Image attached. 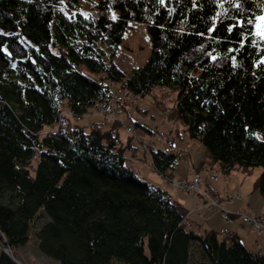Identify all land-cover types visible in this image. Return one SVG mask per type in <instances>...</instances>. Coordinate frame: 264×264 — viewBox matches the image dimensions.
<instances>
[{"label":"trees","instance_id":"16d2710c","mask_svg":"<svg viewBox=\"0 0 264 264\" xmlns=\"http://www.w3.org/2000/svg\"><path fill=\"white\" fill-rule=\"evenodd\" d=\"M80 7L81 0H0L6 245H24L46 216L37 247L58 264H264V254L233 233L191 229L168 191L127 163L130 145L116 128L71 120L101 103L115 112L106 103L111 85L134 99L156 87L173 91L175 117L202 145L206 171L258 167L253 189L264 200V38L255 32L264 0H97V15ZM133 21L146 24L150 54L128 77L113 58ZM131 122H121L126 132L146 129ZM149 155L153 170L171 178L176 154L151 147ZM0 264L14 262L0 253Z\"/></svg>","mask_w":264,"mask_h":264},{"label":"rangeland","instance_id":"374dc122","mask_svg":"<svg viewBox=\"0 0 264 264\" xmlns=\"http://www.w3.org/2000/svg\"><path fill=\"white\" fill-rule=\"evenodd\" d=\"M96 2L97 0H81L80 11L91 13L92 15H97L98 13L94 8ZM108 14L113 17L115 15V12ZM261 16L264 15H260L257 18L255 24V32L257 34L260 31L259 26L262 23V21L260 20ZM149 54L150 43L146 24L136 21L130 22L128 30L125 33L124 40L119 45L115 53L113 62L129 77L132 75L134 70L141 67L146 62ZM80 68L85 75L91 77L92 79L99 80L100 76L102 75L89 71L85 66H81ZM110 88L114 98H110V100L106 101V103L111 104L112 107L115 108V112H109L105 115L104 110H110V107L106 105L104 106L103 112L101 113H99V111H97V108H95L94 110L89 112L88 117H83L79 120H77L76 118L75 120H71L73 121V124H77L80 126H87L90 123H94V120H96L97 123L104 122V125H102L104 128L107 127V129H117V134L121 143L125 144L128 137L132 139V141L134 140L133 145L136 148H133V151L126 149L124 155L127 163L133 167V169L137 172L139 178L151 182L153 181V178L150 177L151 174L157 175L155 172H153V168L149 165V153L151 147L170 149L174 154H181L182 149H184L188 144L185 141H189L192 143V149L194 148V146H196V144L197 146H202L198 141L189 139L188 133L184 129L183 125L180 124L179 121H177L175 117V94L173 91L156 87L151 93L146 94L144 97H138L134 99L124 94L123 91L119 89L118 85H111ZM115 98H118L117 100L118 102L120 101V104H125L123 105L122 109H120V105H117L118 103H116V101L114 100ZM119 98L121 100H119ZM116 106L119 110L116 108ZM63 110L65 109L63 108ZM93 115L103 116L105 120L110 123L100 118L99 120L95 119L96 117L92 118L91 116ZM117 117L118 120H115ZM131 121H138L140 124L144 125L146 129L152 132H146L143 128L136 125L132 127V132H125L124 127L127 124L132 123ZM121 122H124L125 126ZM54 129L56 130V126L44 128L40 133V137ZM152 136L154 137V139H151ZM182 139L184 140V142ZM201 148L203 147H200V149ZM144 155L148 157V162L143 161L142 158ZM141 159L142 161H138ZM203 160L204 162H206V158H204ZM134 161L136 162L134 163ZM137 163H140L139 166L137 165ZM200 168L201 171L207 170L206 164H201ZM180 171L182 173L186 171L185 165L182 164L180 166ZM259 173L260 168L258 167L254 168L249 173H245L240 169H235L228 176H224L219 173L217 168L213 169L212 173L208 172V174L217 175L216 180H212L210 183L214 185V189L218 191V193L223 196L226 201L231 202L232 200H235L234 202H240V204L245 205V207L237 208L233 211L226 208L224 209L220 203V200L217 199L216 196H213L209 194L207 190H204L203 194L205 198L203 203L201 204V208L205 212L213 214L218 212L220 214L222 222L226 225L224 228H227L229 230V226L234 223L235 219L240 220V214H242L243 216L244 214H247L249 212L253 215L259 213V215H261L262 217L261 223L264 224V200L260 196V194L253 189L254 181L256 180V177ZM208 174H206V176ZM174 181L171 178L167 179V182L171 186H174L177 190H180L181 192H184L186 194L197 196L202 191L201 188L198 189L197 193L185 191L181 189L180 186ZM191 205L189 207H191ZM223 213L232 215L233 217L231 218L233 219L230 222L224 220L221 216V214ZM253 215L251 216L253 217ZM46 221L47 217L44 216L37 222H34V225L29 233V239L22 246L10 248L6 245L3 237L0 235V253L5 254L9 259L11 258L10 260H12L14 264H58L56 260L41 253V251L37 247L36 232L39 227ZM245 226L248 227V225L246 224ZM191 229L195 230L194 228ZM244 229L245 230H242V233L248 231L245 227ZM217 231L221 233L222 229L219 228V230ZM248 232H251L250 234L253 239V246H249L247 248L250 251H256L259 249L258 245H262L261 252L264 254V237L260 236L257 232L251 229ZM261 241L262 243H260ZM5 249H8L9 253L3 252V250L6 251Z\"/></svg>","mask_w":264,"mask_h":264},{"label":"crops","instance_id":"0c3cea01","mask_svg":"<svg viewBox=\"0 0 264 264\" xmlns=\"http://www.w3.org/2000/svg\"><path fill=\"white\" fill-rule=\"evenodd\" d=\"M119 100H121V99L119 98ZM119 104H120V101H119ZM116 108H117V106H116ZM115 116H117V115H115ZM91 117L92 118L96 117L95 119H97V120H99V118L102 120H105V118L103 116H100V115H93ZM115 120H118V117ZM94 121L96 122V120H94ZM106 122H108V121H106ZM108 123H110V122H108ZM144 130L146 132H149V133L152 132V131H149L148 129H144ZM125 132H126V130H125ZM151 139H154V137L152 136ZM133 141H132V139H130L128 137L126 143L125 144L122 143V144L126 145L128 142V144L130 145L128 150L133 151V148L134 149L136 148L133 145ZM183 142H184V140H183ZM185 142L188 144L186 145V147L184 149H182V153L181 154L175 153L177 156V160H176L177 163L175 165V168L172 170L170 177L173 181L174 180H180V179L181 180H189L194 175V173H199V171H200L201 177H202V180L200 183V188L202 190L201 193L197 196H192L190 194H186L184 192H181L180 190H177L174 186H171L167 182V179L162 178L154 170H153V172H155L158 176L151 174L150 177L153 178V181H151V182L153 184L159 185L162 188H164L165 190H167L169 195L173 199H175V201H177L180 204L182 210L184 211L185 215L187 216L186 223L188 225H190L191 228H194L198 232H201L203 229H206V228L214 229L215 231L219 230V228L223 229L226 225L222 222V220L220 218V214L218 212L213 214V213L205 212L201 208V204L203 203L204 198H205L204 194H203L204 190H206L208 188L212 192H214L215 196L217 197V199L220 200V203L224 209L226 208L228 210L233 211L237 208H244L245 205L240 204V202H234L235 200H232L231 202L226 201V199H224V197L221 196L218 193V191H216L214 189V185L210 183L211 180H209L207 178L206 172L200 170L201 169L200 165L205 164V162L203 160L205 158L204 149L203 148L200 149V147H202V146H197V144L192 149L191 148L192 143L189 141H185ZM142 159L144 162H148L147 161L148 157L146 155H144ZM142 159L138 160V161H142ZM149 159H150V157H149ZM136 161H134V163ZM201 161H202V163H201ZM139 164L140 163H137L138 166H139ZM182 164L185 165V167H186V171H184L183 173L180 171V166ZM149 165L151 166V164H149ZM134 167H137V166H134ZM168 179H170V178H168ZM190 205H191V207H189ZM244 227L248 231H250L249 227L242 224L240 222V220L235 219L234 223L229 226L230 233H233L237 237V239L240 242H242L246 247L253 246V243H252L253 239H252V236L250 234L251 232L245 231L244 233H242V230H245ZM260 243H262V241ZM261 246L262 245H258V248L260 251H261Z\"/></svg>","mask_w":264,"mask_h":264},{"label":"built area","instance_id":"2783aa9c","mask_svg":"<svg viewBox=\"0 0 264 264\" xmlns=\"http://www.w3.org/2000/svg\"><path fill=\"white\" fill-rule=\"evenodd\" d=\"M104 106H106V105L104 103H101L99 105V107H97V111H99V113L103 112ZM109 112H112L111 108H110V110H104V113L108 114ZM133 126L134 125L127 127V131L132 132ZM216 178H217L216 174H208L209 180H216ZM201 180H202L201 174L200 173H194L192 178H190L189 180H181L180 179V180H176L174 182L177 183L180 186V188L185 190V191L197 193L198 189L200 188ZM244 215H243L244 217L242 216V214L239 215L241 223H243L244 225L245 224L248 225V227L251 230L257 232L260 236L264 237V224L261 223L262 222L261 219L256 214L253 215L250 212L247 214H244ZM251 215H253V217ZM221 216L224 220L229 221V222L233 219V218H231L233 216L230 214H227V213H223V214H221ZM223 232L225 234L226 233L228 234V233H230V230L227 228H223Z\"/></svg>","mask_w":264,"mask_h":264},{"label":"snow or ice","instance_id":"6c2138e0","mask_svg":"<svg viewBox=\"0 0 264 264\" xmlns=\"http://www.w3.org/2000/svg\"><path fill=\"white\" fill-rule=\"evenodd\" d=\"M260 20L262 21L261 25L259 26L260 27V31L258 32V35L261 37V38H264V16H261L260 17Z\"/></svg>","mask_w":264,"mask_h":264},{"label":"bare ground","instance_id":"6f19581e","mask_svg":"<svg viewBox=\"0 0 264 264\" xmlns=\"http://www.w3.org/2000/svg\"><path fill=\"white\" fill-rule=\"evenodd\" d=\"M7 253H9V250L8 249H5Z\"/></svg>","mask_w":264,"mask_h":264},{"label":"water","instance_id":"95a60500","mask_svg":"<svg viewBox=\"0 0 264 264\" xmlns=\"http://www.w3.org/2000/svg\"><path fill=\"white\" fill-rule=\"evenodd\" d=\"M3 252H6V251L3 250ZM10 259H11V258H10Z\"/></svg>","mask_w":264,"mask_h":264}]
</instances>
